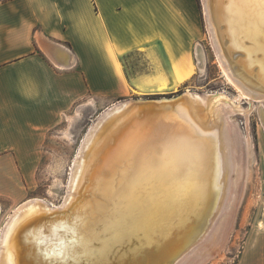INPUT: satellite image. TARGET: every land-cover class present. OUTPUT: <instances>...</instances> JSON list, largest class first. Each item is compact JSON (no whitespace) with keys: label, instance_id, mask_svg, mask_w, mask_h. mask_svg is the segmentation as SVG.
<instances>
[{"label":"bare ground","instance_id":"6f19581e","mask_svg":"<svg viewBox=\"0 0 264 264\" xmlns=\"http://www.w3.org/2000/svg\"><path fill=\"white\" fill-rule=\"evenodd\" d=\"M202 2L225 75L241 95L264 99V0ZM41 43L61 64L56 44ZM195 49L203 68V45ZM175 99L108 106L78 149L63 202L34 197L13 210L0 235V264H195L201 244L224 238L251 141L223 91Z\"/></svg>","mask_w":264,"mask_h":264},{"label":"crops","instance_id":"0c3cea01","mask_svg":"<svg viewBox=\"0 0 264 264\" xmlns=\"http://www.w3.org/2000/svg\"><path fill=\"white\" fill-rule=\"evenodd\" d=\"M200 16L195 0L1 1L0 178L2 155L29 159L82 99L181 89L196 71Z\"/></svg>","mask_w":264,"mask_h":264},{"label":"rangeland","instance_id":"374dc122","mask_svg":"<svg viewBox=\"0 0 264 264\" xmlns=\"http://www.w3.org/2000/svg\"><path fill=\"white\" fill-rule=\"evenodd\" d=\"M195 1L201 15L200 32L193 50L196 71L181 89L174 93L127 95L112 100L95 97L82 99L61 112L58 123L48 130L43 143L34 145L37 151L29 159L14 160L2 155L0 235L7 219L21 202L34 197L43 198L47 203L63 202L78 149L91 125L97 122L108 106L125 99L177 97L185 91H223L230 100L229 114L239 124L243 136L249 137L253 155L246 158L244 184L238 198L233 200L232 226L226 230L224 238L214 236L201 244L196 251L201 253V257L195 264H257V261L264 264V99L241 95L240 90L229 81L217 60L206 25L203 2ZM197 42L203 45L206 53L203 68L198 67L195 52ZM91 100L93 106L89 104ZM80 104L87 106L82 109L80 117L75 118ZM204 253L207 255L204 256Z\"/></svg>","mask_w":264,"mask_h":264},{"label":"water","instance_id":"95a60500","mask_svg":"<svg viewBox=\"0 0 264 264\" xmlns=\"http://www.w3.org/2000/svg\"><path fill=\"white\" fill-rule=\"evenodd\" d=\"M183 96V93H181L180 95H178L176 98L177 99H175V101L176 102H180L181 101V97ZM150 103V104H154L156 101H155V99H147V101H145V102H142V103ZM163 102H166V101H162V103ZM63 211H67V209L66 210H62L61 212H63Z\"/></svg>","mask_w":264,"mask_h":264}]
</instances>
